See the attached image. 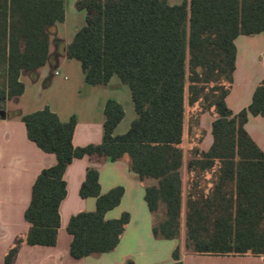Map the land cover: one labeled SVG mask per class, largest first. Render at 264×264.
I'll return each instance as SVG.
<instances>
[{
  "label": "trees",
  "instance_id": "obj_1",
  "mask_svg": "<svg viewBox=\"0 0 264 264\" xmlns=\"http://www.w3.org/2000/svg\"><path fill=\"white\" fill-rule=\"evenodd\" d=\"M88 13L68 48V59L81 63L86 84L107 86L113 76L128 86L137 117L123 135L115 129L123 106L108 100L100 144L75 147L76 117L61 122L49 107L22 117L29 140L53 154L56 164L37 177L25 211L30 229L7 252L4 264H15L19 249L57 244L59 208L67 195L64 174L85 156L113 162L130 159L139 179H154L146 188L151 213L164 205L165 219L153 227L157 239L181 235L184 165L183 143L190 118L212 112L213 145L208 152L193 149L199 173L185 204V251L198 255L264 256V151L245 130L248 116L264 119V84L247 110L234 115L226 98L233 85L239 36L264 33V0H77ZM63 0H0V119L9 100L21 96V72L46 65L50 32L65 21ZM190 131V126H189ZM205 131H201V136ZM218 164V183L211 194L198 189L200 173ZM227 187V188H226ZM119 186L102 194L99 172L87 170L80 196L96 198L91 212L74 215L67 226L74 259L111 253L131 220L124 212L107 220L124 195ZM181 261V249L173 252Z\"/></svg>",
  "mask_w": 264,
  "mask_h": 264
},
{
  "label": "crops",
  "instance_id": "obj_2",
  "mask_svg": "<svg viewBox=\"0 0 264 264\" xmlns=\"http://www.w3.org/2000/svg\"><path fill=\"white\" fill-rule=\"evenodd\" d=\"M63 1L65 21L56 23L49 29L50 45L46 65L33 72H21L20 80L25 85V91L7 102L5 117L0 119V264H4L5 256L16 240L25 238L30 229V224L25 220V211L30 204L37 177L43 169L52 167L57 162L55 155L43 152L29 140L22 117L46 107L61 122H69L72 117H76L77 125L73 136L75 147L102 142L104 109L108 100L121 104L125 112L123 120L115 129V135L125 134L137 117L131 90L117 76H113L107 86H90L85 82L81 63L68 59L69 45L76 32L86 25L88 13L77 9V0ZM81 14L83 17H80ZM64 26L73 31L71 37L67 38L62 33ZM235 46L236 68L226 103L231 112L238 115L249 108L256 89L264 84V33L239 36L235 40ZM128 114L130 124L124 127ZM216 119L212 112L200 115L199 126L195 123L194 128L195 133L198 132L196 137L198 135L200 139L184 148L185 138L189 135V125L187 126L183 143L184 165L181 169L183 206L186 204L187 191L193 186L199 173L194 166L190 171L187 168L188 163L196 158L192 151L196 147L201 152L211 149L212 126ZM245 130L259 149L264 151V119L250 114ZM201 131H205L203 137ZM218 164L217 162L213 168L200 173L198 189L204 190L206 194H211L218 183ZM90 167H95L99 172L102 194L119 186L125 190L121 204L109 211L105 219H118L127 212L131 220L115 251L74 259L70 255L72 236L67 231L68 223L74 215L91 212L96 208V198L84 199L80 196L81 185ZM64 180L67 195L59 208L61 224L57 244L44 247L23 243L15 264H171L174 262L173 252L177 248L181 249L183 264H264V256L198 255L185 251V238L184 243L180 238H155L153 227L157 224L158 213L150 212L145 192L147 187L157 185V181L139 179L131 171L127 156L115 162L88 156L75 159L65 171Z\"/></svg>",
  "mask_w": 264,
  "mask_h": 264
},
{
  "label": "rangeland",
  "instance_id": "obj_3",
  "mask_svg": "<svg viewBox=\"0 0 264 264\" xmlns=\"http://www.w3.org/2000/svg\"><path fill=\"white\" fill-rule=\"evenodd\" d=\"M182 1L183 0H170L169 3L174 5V4H179ZM82 15L83 14H81L80 17H83ZM72 32L73 31L70 28H67V26L66 27L64 26V28H62V33H64L67 38L72 36ZM76 63H78V62H76ZM210 116H212V114ZM129 124H130V116L128 114V117L125 120L123 125L125 127V126H128ZM188 125L190 126V131H189L188 137L185 138L184 148H186L187 144H192L193 142H196V141L198 142V140L200 139V136L198 137V135H197V137H196V134H198V132L195 133L196 129H194L195 128V116H194V118H190V123L188 122ZM183 209L185 210V206H183ZM156 219H157V224H159L160 222H162L165 219V209H164L163 205H161L160 211L158 212ZM185 232H186L185 214H183L181 217V235L179 237L180 239L183 240V243H184V238H185Z\"/></svg>",
  "mask_w": 264,
  "mask_h": 264
},
{
  "label": "built area",
  "instance_id": "obj_4",
  "mask_svg": "<svg viewBox=\"0 0 264 264\" xmlns=\"http://www.w3.org/2000/svg\"><path fill=\"white\" fill-rule=\"evenodd\" d=\"M56 74H58V73H56Z\"/></svg>",
  "mask_w": 264,
  "mask_h": 264
}]
</instances>
